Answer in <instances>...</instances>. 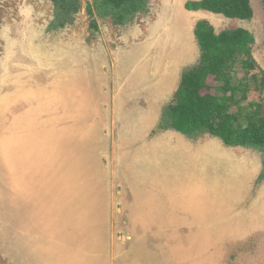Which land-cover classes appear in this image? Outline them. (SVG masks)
<instances>
[{"label":"rangeland","instance_id":"obj_1","mask_svg":"<svg viewBox=\"0 0 264 264\" xmlns=\"http://www.w3.org/2000/svg\"><path fill=\"white\" fill-rule=\"evenodd\" d=\"M186 1L0 0V264H264V147L160 129L200 20L251 33L236 100L263 102L264 2Z\"/></svg>","mask_w":264,"mask_h":264},{"label":"trees","instance_id":"obj_2","mask_svg":"<svg viewBox=\"0 0 264 264\" xmlns=\"http://www.w3.org/2000/svg\"><path fill=\"white\" fill-rule=\"evenodd\" d=\"M52 1L58 13L68 15L74 11L75 0ZM135 0H105L113 10H120ZM264 2V0H263ZM184 9L190 12L205 11L227 19L252 18L250 0H195L186 1ZM193 36L200 55L197 63L184 69L173 102L167 106L160 122V129H171L186 137L208 133L230 147H264V100L251 103V111L242 116L238 91H245L235 84L236 67L248 74L257 69L252 55L254 37L242 28L216 34L213 26L198 21ZM258 84V76L253 75ZM260 85H264V78ZM220 92L222 95H220ZM234 105L237 111L231 113ZM244 117V119L242 118Z\"/></svg>","mask_w":264,"mask_h":264}]
</instances>
